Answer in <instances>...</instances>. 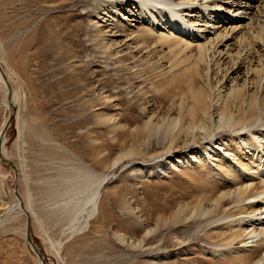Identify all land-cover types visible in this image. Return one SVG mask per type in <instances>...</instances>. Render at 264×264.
Segmentation results:
<instances>
[{"label": "rangeland", "instance_id": "obj_1", "mask_svg": "<svg viewBox=\"0 0 264 264\" xmlns=\"http://www.w3.org/2000/svg\"><path fill=\"white\" fill-rule=\"evenodd\" d=\"M100 13L92 1L0 0V67L11 86L0 84V126L14 113L0 157V264H41L15 189L45 264H228L222 251L240 244L249 222H236L248 214L207 201L234 189L232 158L253 135L183 147L192 128L167 132L163 121L175 95L171 58L125 56L101 33ZM9 91L14 108L4 106ZM219 138L227 145L217 148Z\"/></svg>", "mask_w": 264, "mask_h": 264}, {"label": "bare ground", "instance_id": "obj_2", "mask_svg": "<svg viewBox=\"0 0 264 264\" xmlns=\"http://www.w3.org/2000/svg\"><path fill=\"white\" fill-rule=\"evenodd\" d=\"M75 1L78 4L92 1L93 6L102 10L99 14L101 20L98 21L102 23L101 33L103 36L104 32L107 33L110 46L122 50L125 56L141 57L146 50L154 49L166 57L162 58L166 59L165 62L171 58L172 62L165 63L164 69L165 73L172 74L175 95L163 121L167 124V132L174 131L176 127L179 132V126L181 129L192 128L195 133L193 137L190 133L191 138L183 142V147L204 142L213 144L215 136L222 132L237 134L239 140L245 133L253 135L250 142L239 141V149L232 158V170L238 176L236 183L232 184L234 189L207 202L212 204L213 209L225 203L231 213L237 212L235 215L248 214L236 222L240 226H243L244 220L249 222L245 225L247 232L237 226L242 229L240 244L237 243L234 250L222 251L223 256L228 255V264H264V145L259 140L264 139V134L255 130L264 129V36L260 22V18L264 19V0ZM117 19L126 30L118 34L113 31V22ZM92 26L95 28L94 24ZM0 84L6 85L1 73ZM4 106H11L7 98ZM7 121L6 117L0 126V151L3 156ZM181 129L182 134L186 129L182 132ZM225 141L219 138L217 142L222 144L217 148L226 146ZM214 149L208 147L204 149V154L208 150L214 152ZM252 159L256 164L254 169L248 163ZM106 179L105 176L97 185L92 184L93 190L87 202L90 215L98 208L101 186ZM14 206L19 208L15 196ZM229 238L230 241L226 242L236 241L234 234Z\"/></svg>", "mask_w": 264, "mask_h": 264}, {"label": "water", "instance_id": "obj_3", "mask_svg": "<svg viewBox=\"0 0 264 264\" xmlns=\"http://www.w3.org/2000/svg\"><path fill=\"white\" fill-rule=\"evenodd\" d=\"M0 73H1V76H2L3 80L6 82V86L10 89L11 86H10V84L8 83L7 78H6V76H5V73L3 72V70L1 69V67H0ZM11 95H12V94H11V92L9 91V92L7 93V97H6V98L9 100L11 107L14 108V107H15L14 104L11 103ZM13 117H14V113H12V114H10V115L8 116V121H7V126H8V127H9L11 121L13 120ZM4 134H5V133H4ZM0 157H1V151H0ZM13 194H14L15 198L17 199L18 203H19V207L23 210L24 214H25L26 217H27V224H28V225H27V227H26V229H25V237H26L27 243H28L30 249L33 251V253H34V254L36 255V257L38 258L39 262H40L41 264H45L44 257L41 255V253L39 252V250H38L37 247L35 246V244H34V242H33V240H32V237H31L30 231H29V224H30L29 214H28L27 211L23 208V206H22V202H21V198H20L19 194L17 193L16 189L14 190V193H13Z\"/></svg>", "mask_w": 264, "mask_h": 264}]
</instances>
